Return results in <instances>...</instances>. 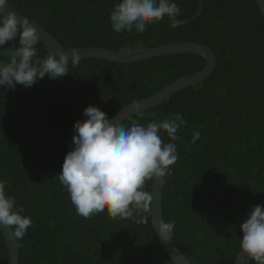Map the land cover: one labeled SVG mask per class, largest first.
<instances>
[{
    "label": "trees",
    "instance_id": "1",
    "mask_svg": "<svg viewBox=\"0 0 264 264\" xmlns=\"http://www.w3.org/2000/svg\"><path fill=\"white\" fill-rule=\"evenodd\" d=\"M119 0H10L70 48L114 52L197 43L217 57L214 74L124 122L146 125L171 114L187 121L178 133V160L166 176L164 221L192 264H233L241 253L240 225L264 204V16L256 0H202L203 12L172 29L165 18L142 34L117 33L110 15ZM178 19L198 16L199 0H175ZM10 41L0 52L14 50ZM39 58L48 50L39 41ZM11 57L0 58L8 62ZM198 55H174L117 64L80 60L62 79L47 75L26 88H0V180L33 224L20 241V264H175L158 241L151 215L153 179L146 207L133 217L76 213L58 174L71 151L73 129L90 105L113 118L121 109L201 71ZM200 138L192 143L194 132ZM165 142H170L163 133ZM9 255L0 231V264ZM251 264H256L252 261Z\"/></svg>",
    "mask_w": 264,
    "mask_h": 264
},
{
    "label": "clouds",
    "instance_id": "2",
    "mask_svg": "<svg viewBox=\"0 0 264 264\" xmlns=\"http://www.w3.org/2000/svg\"><path fill=\"white\" fill-rule=\"evenodd\" d=\"M6 5L8 0H0V48L17 39L19 47L8 62L0 61V88H30L46 75L62 79L70 73L69 61L72 66L79 64L81 55L76 48L71 49V57L59 49L39 59L38 28L28 18L21 19L8 11ZM180 14L175 0H119L109 19L117 33L135 30L142 34L148 25L165 18L172 29L178 28L184 23L178 19ZM83 116L75 122L71 151L58 174L59 182L66 188L76 213L86 219L105 211L112 218L133 217V210L146 207L150 198L143 190L146 181L171 174V166L178 160L174 141L187 121L182 113H174L146 125L133 121L125 126L94 105L84 109ZM163 133L170 142L164 141ZM199 138L200 132H194L192 143ZM24 211L0 180V228L10 229L17 240L23 239L33 224ZM174 227V222L159 223L158 233L165 243L171 240ZM240 229L242 253L256 264H264V204L252 207Z\"/></svg>",
    "mask_w": 264,
    "mask_h": 264
},
{
    "label": "water",
    "instance_id": "3",
    "mask_svg": "<svg viewBox=\"0 0 264 264\" xmlns=\"http://www.w3.org/2000/svg\"><path fill=\"white\" fill-rule=\"evenodd\" d=\"M200 12L197 17L192 20L184 21V24H188L199 18L203 12L202 0ZM6 5L8 11L15 12L20 18H28L27 16L16 12L9 4ZM263 16H264V0H256ZM39 30L40 42L45 46L48 52H56L59 49H63L71 57L70 47H65L59 43L42 25L35 22L34 20L28 18ZM79 50L81 55V60L88 59H99L111 63L117 64H131L137 62L148 61L156 58L174 56V55H198L206 60V66L199 72L186 76L162 89L157 94L152 97L142 100L137 103H133L123 109H121L112 118L117 124L126 122L128 119L141 115L158 105L168 101L174 95L180 93L191 87L198 86L208 80L216 71L217 68V57L214 51L204 45L197 43H179L171 44L157 48L151 49H141L135 51H119L114 52L107 49L101 48H76ZM14 50L2 51L0 52V58L11 57ZM37 59V58H34ZM41 59V58H39ZM166 177L164 178H153V190L151 199V215L152 224L154 226L158 241L164 251L168 254L171 260L175 264H192L185 255L179 250L175 245L172 238L170 241L165 243L158 233V225L161 221H164L163 212V198H164V188H165ZM3 239L6 243V248L9 255L8 264H20V241L12 236L11 230L8 228H0ZM253 260L246 253H241L237 256L233 264H251Z\"/></svg>",
    "mask_w": 264,
    "mask_h": 264
}]
</instances>
